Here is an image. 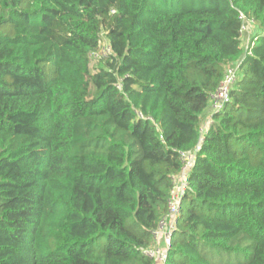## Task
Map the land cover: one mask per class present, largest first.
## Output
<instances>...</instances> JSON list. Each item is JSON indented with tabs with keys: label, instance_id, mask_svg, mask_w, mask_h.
I'll list each match as a JSON object with an SVG mask.
<instances>
[{
	"label": "trees",
	"instance_id": "1",
	"mask_svg": "<svg viewBox=\"0 0 264 264\" xmlns=\"http://www.w3.org/2000/svg\"><path fill=\"white\" fill-rule=\"evenodd\" d=\"M236 62L164 264H264V0H0V264H154Z\"/></svg>",
	"mask_w": 264,
	"mask_h": 264
},
{
	"label": "built area",
	"instance_id": "2",
	"mask_svg": "<svg viewBox=\"0 0 264 264\" xmlns=\"http://www.w3.org/2000/svg\"><path fill=\"white\" fill-rule=\"evenodd\" d=\"M238 17L241 20L240 33L242 43L245 44V50H248L249 45L253 44V41L249 43L252 35V32H250V29H252V20H249L241 12L239 13ZM237 67V62L226 67L222 79L218 83L216 89L212 92L209 106L206 108L200 118V136L194 149L192 151L178 152L181 168L177 174L176 184L174 185L168 200L167 214L159 221L156 229L152 231L154 243L144 250V254H147L154 259V264L165 263L167 253L171 245V237L175 228V222L179 214L180 200L185 188L184 184L186 185V179L188 178V170L190 167H192L196 153L200 150L202 145L203 136L208 131V127L212 123L213 113L221 109L223 104L228 102L230 98V90L237 76Z\"/></svg>",
	"mask_w": 264,
	"mask_h": 264
},
{
	"label": "rangeland",
	"instance_id": "3",
	"mask_svg": "<svg viewBox=\"0 0 264 264\" xmlns=\"http://www.w3.org/2000/svg\"><path fill=\"white\" fill-rule=\"evenodd\" d=\"M227 5L226 2H224ZM252 29H256V25H252ZM198 135L200 136V130L198 129ZM247 260V255L243 256L240 253L237 254H223L217 253L214 262L216 264H243Z\"/></svg>",
	"mask_w": 264,
	"mask_h": 264
}]
</instances>
